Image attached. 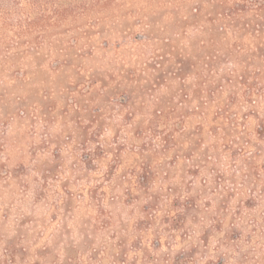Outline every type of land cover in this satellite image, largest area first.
Instances as JSON below:
<instances>
[{
  "label": "rangeland",
  "instance_id": "obj_1",
  "mask_svg": "<svg viewBox=\"0 0 264 264\" xmlns=\"http://www.w3.org/2000/svg\"><path fill=\"white\" fill-rule=\"evenodd\" d=\"M62 1L0 0V264H264V86L252 112L243 86L211 102L172 49L176 14L219 0Z\"/></svg>",
  "mask_w": 264,
  "mask_h": 264
},
{
  "label": "trees",
  "instance_id": "obj_2",
  "mask_svg": "<svg viewBox=\"0 0 264 264\" xmlns=\"http://www.w3.org/2000/svg\"><path fill=\"white\" fill-rule=\"evenodd\" d=\"M61 1L62 0H60V2ZM90 1V5L96 8V13L102 14L106 12L109 7L114 8V6L119 7L121 5L118 4V0ZM121 1L122 4L127 3V0ZM148 1V6L151 5L154 7V5H156L159 9L165 7L167 13L164 15L166 16L173 15V12L175 11L184 12L183 9L185 8H182L181 3H184L186 7L188 6L187 0L182 2L177 0ZM217 1L218 0H216V2ZM60 2L57 4L55 3L51 12L52 15L59 19L65 17V14H68V12L71 11L69 6H64V1H62L63 3ZM219 4L221 5L220 10H215V12L211 13L205 12V5L202 2H197L195 6L189 8V12L184 15L177 13L174 17V25L178 30L174 33V37L187 39L188 46L187 48H179V40H174L177 44H175L172 49H175L178 52L176 55L178 57H193L195 62L191 65L195 70L194 75L199 79L205 74L204 78L206 79L203 82L208 87V95L211 102H214L216 96L223 94L225 91L224 89L231 90L232 95H236V89L243 86L248 91L246 93V101L249 102L252 112L255 103L251 100V90L253 89V86H264V64H260L258 67L253 66L254 63L247 64L246 66L240 64V66H236V68L232 69L226 67L225 59H236L241 51L251 50L252 60H264V0H219ZM34 23L35 22L32 24ZM93 27L95 28V26ZM190 28L193 32H190L189 37L188 33ZM130 34L132 33L129 32V35ZM132 35H134V33ZM198 36L201 38H199L198 41H193V39ZM248 36L253 38L252 40L258 41V44L254 45L253 49H246L240 45L244 37ZM140 38L142 37L138 38L135 35V41L141 40ZM225 41H229L227 45ZM166 42L170 43L172 40L167 39ZM122 44L118 42V47ZM108 47L109 42L106 41L102 49L105 50ZM93 49L97 48L93 47ZM166 54L171 53L166 52L165 55ZM165 55H162L161 57H164ZM183 64V61L178 62L180 67V74H176L178 77H180L183 72V69L181 68ZM155 65H157V68L161 67L160 63H155ZM155 65L150 67V69H153L156 72L157 69ZM239 69L243 71V74L238 73ZM217 110L216 114L218 115H223L225 113L234 115L235 117L238 116V112H232L229 108L224 110L218 108ZM251 112L247 114L246 117L250 116ZM145 133L150 135V132ZM152 142L154 141L152 140ZM149 174L151 178V170L150 172L146 171V175ZM145 180H147V177H144L143 181L145 182ZM148 181L149 180L146 181V184Z\"/></svg>",
  "mask_w": 264,
  "mask_h": 264
}]
</instances>
